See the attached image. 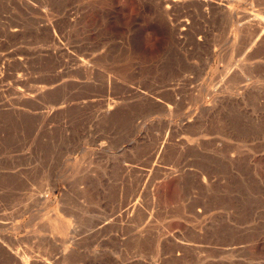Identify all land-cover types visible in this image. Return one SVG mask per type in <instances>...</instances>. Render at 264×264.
Wrapping results in <instances>:
<instances>
[{
  "label": "rangeland",
  "instance_id": "374dc122",
  "mask_svg": "<svg viewBox=\"0 0 264 264\" xmlns=\"http://www.w3.org/2000/svg\"><path fill=\"white\" fill-rule=\"evenodd\" d=\"M0 264H264V0H0Z\"/></svg>",
  "mask_w": 264,
  "mask_h": 264
},
{
  "label": "bare ground",
  "instance_id": "6f19581e",
  "mask_svg": "<svg viewBox=\"0 0 264 264\" xmlns=\"http://www.w3.org/2000/svg\"><path fill=\"white\" fill-rule=\"evenodd\" d=\"M168 3H169V2H168ZM204 3H205V2H204ZM172 5H173V4H172ZM206 6H207V4H206ZM225 6H226V5H225ZM210 8H211V7H210ZM256 16H257V15H256ZM256 16H255V17H256ZM248 18H249V17H248ZM244 19H245V18H244ZM244 22H245V21H244ZM246 22H247V21H246ZM262 32H263V30H262ZM260 35H261V34H260Z\"/></svg>",
  "mask_w": 264,
  "mask_h": 264
}]
</instances>
